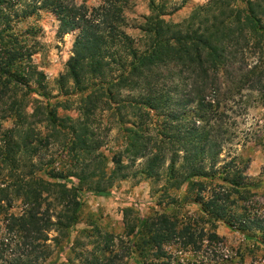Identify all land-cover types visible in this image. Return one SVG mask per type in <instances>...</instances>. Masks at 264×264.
I'll use <instances>...</instances> for the list:
<instances>
[{
	"label": "trees",
	"instance_id": "16d2710c",
	"mask_svg": "<svg viewBox=\"0 0 264 264\" xmlns=\"http://www.w3.org/2000/svg\"><path fill=\"white\" fill-rule=\"evenodd\" d=\"M86 1L0 0V105H6L0 119L15 121L0 136V264H50L54 252L70 243L82 204L78 194H110L106 186L87 183L105 176L101 159L88 164L74 154L68 167L32 162L33 123L3 78L14 84L30 78L24 69L32 67L36 49L29 28L19 23L42 10L58 21L57 37L75 32L58 90L86 93L74 123L47 103V121L71 135L62 151L91 154L100 148L102 141L90 139L88 100L106 92L132 109L126 136L132 162L146 157L143 172L159 177L165 171L169 187L186 183L198 205L182 218L158 211L137 215L126 224L123 248L107 234L102 248L81 252L84 259L76 264H264V166L252 177L246 162L232 157L220 164L219 157L235 136L230 102L255 94L264 103V0H242V7L209 0L179 23L149 17L132 25L145 34L137 40L126 33L119 0ZM35 75L33 90L47 98L45 75ZM125 89L129 99H118ZM218 222L241 234L244 245L228 244L216 231Z\"/></svg>",
	"mask_w": 264,
	"mask_h": 264
},
{
	"label": "rangeland",
	"instance_id": "374dc122",
	"mask_svg": "<svg viewBox=\"0 0 264 264\" xmlns=\"http://www.w3.org/2000/svg\"><path fill=\"white\" fill-rule=\"evenodd\" d=\"M75 1L80 3L82 0ZM208 2L209 0H119L124 7L123 13L127 21L126 33L135 40L145 34L132 25L148 23L149 17L179 23L197 7ZM86 3L95 4L97 0H87ZM231 3L238 7L244 5L242 0H231ZM57 25L58 21L54 15L44 10L30 14L19 23L20 27L29 28V34L32 35H28L30 43H34L36 49L31 57L32 67L27 66L24 69L28 71L30 78L25 82L24 79H20L15 84L10 78L3 80L7 81V86L13 91V98L22 104L29 121L33 123L34 141L31 145L36 151L32 157L33 163L54 160L55 165L65 164L68 167L74 154L84 158L88 164L87 161L96 162L99 159L101 164L103 163L105 176L101 178L96 176L87 183L93 186L96 184L106 186L110 194L107 196H94L85 192L78 194L82 204L78 222L71 231L70 243L65 245L58 255L55 251L48 260L50 264L60 262L76 264L79 259H84L81 252L91 251L92 247L98 244L97 248H102L107 234L111 235L113 244L123 248L128 238L126 224H132L137 215L142 218L158 211L182 218L184 214L193 215L198 205L193 202L194 192H186V183L179 188L169 187L165 171L159 177H149L143 172L146 157L136 158L132 162V152L129 151L131 148L126 138L130 133L129 128L132 127V109L123 104L120 106L118 101L106 92L99 91L88 100L91 107L88 115L90 139L102 141L100 148L91 154L70 147L69 152L65 149L62 151L63 145L70 143L71 135L56 132V128L47 121V112L51 108L47 107V103L55 105L59 116L67 117L74 123L81 118L79 107L83 105L86 93L64 95L57 88L56 79L65 71V63L72 54L71 48L75 37V32L67 33L61 38L57 37ZM35 71H41L45 75L47 98L33 90L38 89L36 80L38 75H35ZM21 82L26 84L21 85ZM68 85H71V82ZM128 91L122 90L118 99H129ZM229 105L230 121L234 124L235 136L230 143L224 145L219 156L220 164L237 157L247 163L248 175L257 177L264 166V103L257 102L255 94H251L241 99L236 98ZM2 108L5 109L6 105H0V117L3 113ZM39 119L41 121L37 122ZM14 125V118L0 119V136ZM150 129L152 130V127ZM152 131L151 133H155L156 129L153 128ZM115 153L121 157L119 163L113 162ZM167 164L168 161L160 170L162 171ZM36 175L46 178L44 173L37 172ZM262 178L264 179V170ZM72 181L76 182V179L72 178ZM68 189H72L70 183ZM19 209L20 207H15L13 211L18 212ZM216 231L235 248L245 243L241 234L230 231L222 222H218ZM128 264H132V261L130 260Z\"/></svg>",
	"mask_w": 264,
	"mask_h": 264
}]
</instances>
